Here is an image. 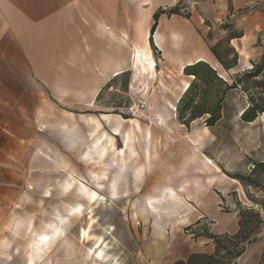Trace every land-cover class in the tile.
Returning a JSON list of instances; mask_svg holds the SVG:
<instances>
[{
  "label": "rangeland",
  "instance_id": "rangeland-1",
  "mask_svg": "<svg viewBox=\"0 0 264 264\" xmlns=\"http://www.w3.org/2000/svg\"><path fill=\"white\" fill-rule=\"evenodd\" d=\"M191 1L182 0V16L168 19L167 29L184 25L187 14L198 17V6H193ZM229 16V13L225 16L215 14L217 20L214 21L212 39H208L205 29L198 31L197 37L205 49L208 45H214L217 40L229 36L225 29L228 25L227 19L243 27V18ZM261 27L258 23L257 34L263 31ZM142 34L141 31L128 32V40L132 46L116 48V70H124L127 78L118 77L106 83L107 87L97 97L96 104L93 93L97 89L90 92L92 94L89 95L88 102L91 106L79 118L73 113L72 130L67 133V139L60 131L67 120L63 112L67 108L56 107L54 115L41 117L42 132L35 134V143L27 144L25 156L20 161L12 159L13 165L4 168L5 175L11 181L0 185V256L7 258L10 255L11 259L15 258L9 264H27L26 258L30 249L28 243L47 231V225L57 221V211L64 213L68 205L74 206L81 202L85 208L89 206L77 190L63 195L62 187L68 178L67 174L85 182L107 200H111L104 206L97 205L93 208L97 222L93 235H103L106 239L109 245L107 253L111 261L109 264H155L151 259H154V254L159 253V247L164 244L167 248L164 264H172L175 258L188 259L192 251L191 245L194 242L198 244L197 237L211 234V230L225 233L220 236L232 248L234 244L245 248L264 242V226H261L260 234L255 236L257 242L251 245L240 244L238 240H234L237 216L241 209H255L264 220V210L260 207V204L264 206V190L255 189L232 178L234 175H250L254 166L264 161V114L251 124L242 121V111L248 106L249 99L240 89L230 92L226 97L225 116L216 127L207 129L203 119L192 124L189 129L179 126L176 115L179 98L187 84L194 81L193 77L182 72L184 69L180 66H186L193 60L187 56L189 52L186 43L178 46L175 43L171 46L166 39V43L162 45L163 41L158 43L154 37L155 50L147 48V61L153 64V68L146 66V71L139 73L140 67L135 68L133 65V43ZM116 38L118 43L120 38L117 35ZM176 39L180 40V36L174 38ZM256 39L257 36L250 37V41ZM226 47L227 44L223 41L221 52ZM249 48L251 52L241 57L239 68L230 72L225 69L218 71L228 82L232 83L236 74L252 69L248 61L259 62L262 55H257L258 49L253 45ZM69 71L74 78H65L67 83H94L100 78L94 77L100 74L97 65L70 67ZM84 74L87 77L78 78ZM262 79L264 80V76ZM54 81L60 83L62 79ZM150 102L153 105L151 109ZM119 114L131 118L128 120ZM159 127L166 129L168 135L174 139L194 142L197 136H202L198 148L195 147L196 167L190 169L188 178H198L200 183L213 181L212 186L203 185L201 189V193L206 195V204L203 207L210 206L212 214L202 216L203 211L190 203L196 211L188 224H185V217L174 222L179 227L183 225L174 237L170 234L175 228L174 225H170V233L167 234L166 221L159 222L155 218L153 221V218H149L152 221L147 223L144 216L148 217V208L135 206L137 199H144L151 192H155L152 196H157L153 198H161L163 203L170 201L164 207L153 205L155 210L150 206L152 212L165 213L167 209L177 210L180 207L185 208L187 204L186 197L177 201L170 197L167 191L170 184L158 187L150 169L141 190L137 191L139 172L136 170L144 167L147 159H150L148 142L159 133ZM35 151L39 154L37 157L34 156ZM64 165L69 169H65ZM254 177L264 188V173ZM173 189L177 191L174 187ZM48 190H51V197ZM137 211L142 213L139 212L138 215ZM84 214L83 217H72L66 227L69 242L75 246V251L69 255L62 246H58L62 242L52 243L49 248L46 247L48 259L44 264H93L85 257L86 249L93 246V241H83L82 231L88 224L87 212ZM201 220L204 222V232L197 233V237L192 238L187 229ZM30 223L31 228L28 230ZM169 223L171 224L170 221ZM9 233L14 234L15 245L3 247ZM158 233L164 234L166 243L161 242ZM260 248L253 249L248 256L255 257ZM262 255L264 256V250ZM237 262L235 260V264Z\"/></svg>",
  "mask_w": 264,
  "mask_h": 264
},
{
  "label": "crops",
  "instance_id": "crops-1",
  "mask_svg": "<svg viewBox=\"0 0 264 264\" xmlns=\"http://www.w3.org/2000/svg\"><path fill=\"white\" fill-rule=\"evenodd\" d=\"M191 2L193 6H198V17L190 15L189 19L185 18L184 25L175 26L174 30L167 29L166 22L169 21V17L167 14H162L153 36L157 39V35H160L164 41L162 45L166 43V39L167 44L171 46L175 43L177 46L186 43L189 52L187 56L193 62L189 61L185 68L198 62H205L214 69H223L210 51L209 45L205 49L197 37L198 31L202 29L208 33L213 32L214 21L217 20L215 14L225 16L229 13L230 18L245 20L243 27L237 23L235 25L236 29L244 34L243 38L231 42V46L238 51L240 59L243 55L250 54L249 47L252 45L258 49L257 55H263L264 48L257 45L259 33H256V27L260 23L261 29L264 30V0H192ZM176 6H180L182 11L184 6L182 0H0L1 186L11 181L9 176L5 175L4 168L13 165L12 159L20 161L22 156H25L27 144L35 143L37 140L35 134L42 132L41 117L54 115L56 107L67 108L63 110L67 120L60 130L67 139V133L72 130L73 113L79 118L91 106L88 102V97L92 94L90 92L97 89L93 93L94 102H96L103 88L107 87L106 83L112 82L115 75L125 72L116 70V48L132 46L131 41L128 40L130 39L128 32L141 31L142 36L136 38L133 46H144L152 50L150 30L154 25V15L160 10L168 12ZM116 35L120 38L118 43ZM179 36L180 40H174ZM255 36H257L256 41H250V37L255 38ZM219 41L221 39L216 43ZM198 56L201 58L196 59ZM248 64L249 67H253L250 61ZM86 65L98 66L100 74L94 76H100L97 82L67 83V80H64L74 78L69 71L70 67L80 68ZM81 77L87 76L85 74L78 76V78ZM54 79H62V81L58 83ZM177 122L179 126L185 127L179 121ZM158 130L159 133L148 142L150 159H147L144 167H138L136 170L139 172L138 183L136 181L137 191L141 190V185L150 169L158 187L170 184L176 190L184 189L183 193L188 199L187 204L185 208L180 207L169 211L167 209L165 213H155L149 209L151 205L164 207L170 204V201L163 203V199L153 198L157 196H152L155 192H151L144 199H137L135 206L148 208L146 210L148 217L144 216V221L147 223L152 221L149 218H153V221L154 218L159 222L166 221L167 234L170 233V225H174L175 228L170 233L174 237L183 226L179 227V224L174 222H179L178 220L185 217L187 218L185 224H188L196 211L190 203L203 211L202 216L212 214L210 206L203 207L206 204L204 201L206 195L201 193V189L203 185L212 186L213 181L200 183L198 178L192 180L188 178L190 169L196 167L195 147L199 145L198 139L202 136H197L194 142L184 141L181 138H172L163 127H159ZM35 155L36 157L39 155L37 151ZM64 168L69 169L67 165H64ZM137 212L140 215L141 211ZM203 223L201 220L191 228L196 235L204 232ZM213 225L210 226L213 227ZM30 228L31 223L28 230ZM159 230L158 228L157 231ZM238 231L239 225L235 227V234ZM47 233L48 231L39 234L33 242L31 239L28 243L30 249L26 258L27 264L31 261L35 264H44L48 259V247H44L41 243V236ZM210 233L215 236L225 234L218 231L212 232V230ZM158 238L162 243L167 241L164 234L158 233ZM6 239L3 247L15 245L14 234L9 233ZM59 242H62V238L57 236L53 244ZM197 242L198 244L194 242L191 245L190 255L214 254L215 243L212 240L199 236ZM165 245L159 247V253L154 254L155 260L151 259V262L164 264L167 253ZM257 247H261L256 254L257 257H249L250 251ZM263 250L264 242L247 247L246 253L238 259L237 264H264ZM186 259L175 258L172 264ZM14 260L15 258L11 259L10 255L7 258L0 256V264H9Z\"/></svg>",
  "mask_w": 264,
  "mask_h": 264
},
{
  "label": "trees",
  "instance_id": "trees-1",
  "mask_svg": "<svg viewBox=\"0 0 264 264\" xmlns=\"http://www.w3.org/2000/svg\"><path fill=\"white\" fill-rule=\"evenodd\" d=\"M162 14H167L169 19L174 16H182L180 6H176L170 11H158L154 17V25L150 30V44L154 51L153 36L159 26V18ZM190 15H186L189 19ZM228 25L225 29L229 36L221 39L214 45H209L218 64L230 72L239 67L240 55L237 50L231 46L233 40L243 38L244 34L236 29L235 24L231 23V19L226 20ZM208 39H212V32L207 33ZM227 44V47L221 52V46ZM264 30L260 32L257 45L264 48ZM252 69L243 73H238L232 79V83L228 82L225 78L221 77L219 72L214 69L209 63L198 62L187 66L184 74L188 77H193L194 81L190 84L186 92L181 96L176 109L177 120L184 125L187 129L190 128L195 121L203 119L206 128L216 127L224 119V104L226 97L230 92L242 90L247 94L249 99L248 106L242 111L241 119L243 122L251 124L264 114V53L259 62L252 63ZM126 73L115 76L114 79L127 78ZM124 117L122 114H119ZM125 119H130L124 117ZM264 173V161L259 162L254 166L250 175H234L233 179L247 183L255 189H263L260 182L255 179L256 174ZM240 207V206H239ZM264 210V206L260 204ZM244 210V211H243ZM239 231L234 235V240H238L240 244L248 243L251 245L257 240L255 236L260 234L261 226H264V220L261 213L255 209H241L237 216ZM206 239L212 240L215 243V251L213 255L206 254H193L187 260L178 261L175 264H235V260L242 258L246 253L245 248H239L236 244L228 246L223 237L207 234L204 236ZM238 243V244H239ZM264 263V259L262 260Z\"/></svg>",
  "mask_w": 264,
  "mask_h": 264
},
{
  "label": "bare ground",
  "instance_id": "bare-ground-1",
  "mask_svg": "<svg viewBox=\"0 0 264 264\" xmlns=\"http://www.w3.org/2000/svg\"><path fill=\"white\" fill-rule=\"evenodd\" d=\"M158 43L162 42L163 39L160 35H157L156 37ZM164 42V41H163ZM177 44V43H176ZM158 45V44H157ZM133 51V65L136 68L138 66L139 73H144L146 71L145 67L147 68H153V64L151 62L147 61V49L143 46H137L134 47ZM195 48V45L193 49ZM197 50V49H196ZM195 50V51H196ZM201 58L198 56L196 59ZM182 69H185L184 65L180 66ZM137 68V69H138ZM217 71H220L221 69H216ZM224 73V72H223ZM117 76V75H115ZM223 77V75H221ZM190 84H187V86L184 88V92L188 89ZM96 103V102H95ZM152 104L150 102L149 108H152ZM123 135V134H122ZM201 139H198V141ZM208 162V160H206ZM210 163V162H209ZM68 170V169H67ZM68 178L65 181V184L63 185L62 189L64 190L62 193L63 195H69V193H72L73 191L77 190L79 192L80 197L83 198V201L88 203L89 206L85 208L84 203H77L74 206L68 205L65 212L56 213L57 215V221L52 223L51 225H47V234H44L41 236V243L44 247H50V245L53 243L54 239L58 236L62 238V244L60 243L58 246H62L63 249L71 255L75 251V246L69 242L68 238V232L66 230V227L69 225L70 219L72 217H83L85 216V211L87 212L88 217V224L86 229H83L82 234L84 238V242L93 241L92 247H89L86 249L85 257L86 259H89L93 264H109L111 261L108 257L107 248L108 244L106 243V239L102 236H95L93 235L94 227L97 224L96 222V215L93 213V208L95 206L101 207L102 205H106L108 201H111L110 199H106V197L103 194H99L96 190L90 188L85 182H81L77 178H75L71 174H67ZM168 193L171 195L170 197L174 200H180V198L185 197L184 196V189H181L180 191H175L172 186H169L167 188ZM76 192V193H77ZM48 195L51 197V190L47 191ZM49 196H47L48 198ZM188 200V199H187ZM73 204V203H72ZM152 209H156L153 205H151ZM187 221V218H185V223ZM105 228V227H104ZM108 235H111L109 232H107ZM109 249V248H108ZM40 248L37 250L39 253ZM56 251V250H55ZM54 254V253H53ZM112 258V256H110ZM114 261V260H113ZM30 264H35L32 261Z\"/></svg>",
  "mask_w": 264,
  "mask_h": 264
},
{
  "label": "built area",
  "instance_id": "built-area-1",
  "mask_svg": "<svg viewBox=\"0 0 264 264\" xmlns=\"http://www.w3.org/2000/svg\"><path fill=\"white\" fill-rule=\"evenodd\" d=\"M187 233L191 235L192 238H195L197 235L192 231L191 228L187 229Z\"/></svg>",
  "mask_w": 264,
  "mask_h": 264
}]
</instances>
